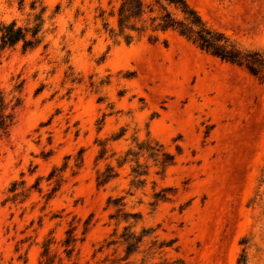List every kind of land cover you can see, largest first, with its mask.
<instances>
[{
    "label": "rangeland",
    "instance_id": "374dc122",
    "mask_svg": "<svg viewBox=\"0 0 264 264\" xmlns=\"http://www.w3.org/2000/svg\"><path fill=\"white\" fill-rule=\"evenodd\" d=\"M33 1L0 0V23L33 26L41 8L32 10ZM38 1L47 6L43 42L33 50L22 44L0 50L1 85L10 91L24 81L17 123L0 140V264H38L44 240L53 237L57 251L74 216L80 231L92 216L74 261L110 264L123 254L107 246L117 227L110 196H125L126 211L143 213L138 232L154 227L159 239H176L179 253L169 256L186 264H239L243 253L246 264H264V80L175 33L167 46L116 42L97 17L117 0ZM188 1L209 25L264 52V0ZM58 4L60 14L50 19ZM123 126L129 139L135 132L144 139L149 129L170 152L183 149L165 178L154 168L134 196L127 194L129 167L106 187L96 185L105 166L96 161V140ZM127 143L109 148L120 151ZM67 157L61 181L48 180ZM16 181H25L28 196L5 201ZM154 182L157 191L177 189L155 208Z\"/></svg>",
    "mask_w": 264,
    "mask_h": 264
},
{
    "label": "trees",
    "instance_id": "16d2710c",
    "mask_svg": "<svg viewBox=\"0 0 264 264\" xmlns=\"http://www.w3.org/2000/svg\"><path fill=\"white\" fill-rule=\"evenodd\" d=\"M118 4L109 11L100 9L97 18L103 22V31L116 42L124 41L127 45L146 39L151 44L163 43L169 45V33H175L185 38L201 51L248 70L253 76L264 80V52L260 49L249 48L227 33L209 25L200 12L188 0H117ZM33 26L18 25L16 20L0 23V50L13 48L22 44L23 50L37 48L45 37L44 14L47 6L43 2L34 0L31 9L38 8ZM111 3V2H110ZM61 11V4L56 5L50 19L55 18ZM115 20L112 25L109 19ZM24 81L18 82L10 91L0 82V140L10 136L12 128L17 123L19 110L24 105ZM106 116V115H104ZM103 121V120H102ZM128 127L123 126L111 137L104 140L97 139L100 146L96 161H104L105 166L96 172V185L98 188L106 187L120 176V170L130 168V189L127 194L134 196L138 190H144L148 179L155 168V173L162 178L167 171L177 163V158L183 153L180 145L176 146L177 153L170 152L166 145L152 136L149 129L144 139L138 132L127 138ZM128 142L124 149L116 151L109 148V142ZM84 149L75 160V167L80 169L84 163ZM61 168L55 167L48 176V180L61 181L62 173L68 168V160ZM115 162V164H114ZM75 174V173H74ZM25 181L14 182L10 188L12 197L5 201H16L19 197L26 198L30 189H26ZM39 185V181L36 183ZM21 190L19 191V189ZM54 188L53 190H55ZM177 193L174 187H163L156 190L154 182L152 207L160 202L170 201ZM125 196L108 198L107 204L115 208L110 218L116 221V228L112 236L115 238L107 242V246H115L114 255L121 248L123 254H118L110 264H186L179 255L169 256L170 252L179 253L180 247L176 239H159L155 235L154 227L142 226L138 232L136 227L143 221L141 211H126ZM186 203L182 209L189 206ZM92 216L87 218L80 231L81 220L76 216L68 223L64 237L58 242L59 249L52 251L55 244L53 237H48L42 244L41 258L38 264H67L74 261L79 244L86 240L91 228ZM125 223L123 231L119 234L118 227ZM62 251L60 252V249ZM103 248V247H102ZM239 264H246V255L243 253ZM73 264H77L76 261Z\"/></svg>",
    "mask_w": 264,
    "mask_h": 264
}]
</instances>
